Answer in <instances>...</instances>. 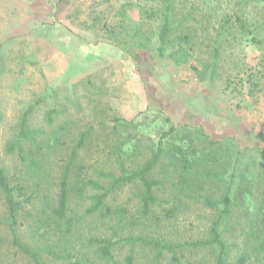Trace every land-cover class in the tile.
Listing matches in <instances>:
<instances>
[{
	"label": "rangeland",
	"instance_id": "374dc122",
	"mask_svg": "<svg viewBox=\"0 0 264 264\" xmlns=\"http://www.w3.org/2000/svg\"><path fill=\"white\" fill-rule=\"evenodd\" d=\"M162 1L0 0V163L15 183L30 186L28 192L41 191L33 207L19 215L17 234L24 242H35L33 215L46 192H56L61 168L84 132L93 129L77 160L86 164L85 176L108 186L112 176L101 177L99 170L118 176L122 164L134 168L143 163L157 149L162 134L175 125L179 135L165 139V145L178 142L198 148L199 155L203 152L211 157L202 167L220 176L203 180V195L217 200L234 173V204L225 230L228 262L235 264L247 253L246 264H264L261 254L255 259L252 253L255 234L264 235L260 154L264 148V43L236 28V35H229L222 48L217 80H200L194 69L211 61L213 38L231 15L242 16L250 31H257L264 40V3L175 0L179 32H191L194 48L191 60L178 65L170 56L158 57L155 51ZM124 11L134 20L127 23L130 35L124 30L111 33L105 22L119 23ZM138 23H143L148 40L140 36L143 32L134 34ZM126 43L132 46L123 48ZM249 73L260 84L256 93L247 81ZM50 90L55 91L52 97L30 119L31 127L38 131L37 140L25 143L26 154L37 157L45 169L44 184L37 188L34 182L38 179L32 177L28 163L17 153H8L7 146L24 107ZM52 108L56 111L51 121ZM238 149L243 154L236 168ZM215 155L218 160H213ZM153 178H160L159 171ZM173 187L168 182L158 191L161 205L153 208L146 221L138 212L143 193L139 183L123 186L106 198L108 206L135 215L132 220L90 216L86 209L93 201L82 202L74 196L71 233L63 240H59L60 234L52 235L50 241L71 242L85 251L97 237L114 231L120 238L145 236L175 243L207 239L217 211L193 197L183 203L174 199ZM172 205L177 206L176 215L157 221L163 209ZM3 206L0 199V250L8 259H16L15 264H27L22 255L14 254ZM121 245L115 256L122 264L128 255L134 258L133 264H215L209 248H188L183 256L179 253L180 262H176L168 252L159 256L145 246Z\"/></svg>",
	"mask_w": 264,
	"mask_h": 264
},
{
	"label": "trees",
	"instance_id": "16d2710c",
	"mask_svg": "<svg viewBox=\"0 0 264 264\" xmlns=\"http://www.w3.org/2000/svg\"><path fill=\"white\" fill-rule=\"evenodd\" d=\"M247 1L264 3V0ZM162 4L156 54L160 58L170 56L178 65L187 63L193 57L194 48L190 44L192 39L191 32L187 30L179 32V25L175 21V0H163ZM151 11L154 10L151 9ZM146 13L150 12L146 11ZM128 21L134 22L129 14L124 11L121 13L119 23L112 25L110 22H105V27L111 33H116L117 30H124L127 31V35H130ZM143 28V23H138L133 28L134 34L140 35L143 32ZM236 28H239L244 33L254 34L253 41L264 43L263 39L258 38L257 31H250L249 24L242 16L231 15L227 17L222 21L217 34L213 38L214 45L211 61L203 66L194 67L200 80L214 82L219 78L222 48L225 41L229 39V35H236L233 34ZM140 36L148 40L145 32ZM143 45H147V42H143ZM130 46L132 45L126 43L123 48L129 49ZM2 69L3 66L0 65V76ZM253 77L254 75L249 73L247 81H250L251 85L255 86L254 91V88H252V93H256L260 89V84L255 82ZM53 92L55 91L50 90V92L36 96L24 107L15 126L14 138L7 146L8 153H17L23 163H28L32 177H37L38 179L34 182L37 188L44 184L45 169L42 168V163L37 157L31 158L26 154L25 143L30 140L34 142L37 140L38 131L31 127L30 119L34 111L48 98L52 97ZM55 111L56 109L52 108L49 112L51 121ZM92 130L90 129L82 134L67 163L61 168L57 178L56 192L51 193L48 190L43 196L41 208L39 207L36 214L33 215L36 237L34 243L24 242L17 234L18 217L27 210L28 206L33 207L35 199L40 195L41 191L39 193H36V191L28 192L27 189L30 186L23 182L15 183L8 174L7 169L0 163V199L7 214L8 226L13 234L11 244L15 249V255H22L27 260V264H50L52 262L54 264H122L123 261L116 259L115 252L119 244H123L120 247H124V244H126L131 247L141 245L151 248L159 256L168 252L172 254V259L176 262H180L179 253L183 256L188 248H209L215 264H231L228 262L229 246L225 238V230L229 226L234 204V173L230 175V178H227V187L217 200L203 195V180L219 175L217 172L208 171L207 168L202 167L207 159H211V157L203 152H200L199 155L198 148L192 147V145L185 147L178 142L169 143V146L165 145V139L173 135H179L180 130L178 127L172 125L169 130L162 134L157 149L143 163L134 168H129V166L122 164L121 173L118 176L99 170L98 175L101 177L112 176L107 186L99 180L85 176L84 171L87 166L77 160L79 149L85 145ZM241 154L243 152L240 149L236 150V168ZM260 154L262 156L261 164L264 168V148L260 151ZM213 160H218L217 155L213 157ZM156 171H159L160 178H153V174ZM168 182H171L174 186L172 190L174 199L183 203V199L193 197V199L201 200L206 206L217 211L216 217L211 223L207 239L175 243L145 236L131 235L120 238L114 231L111 235L97 237L96 242H90L91 248L85 251L77 249L71 242L50 241L52 235L60 234L59 240H63L71 233L72 220H74L72 215L74 212V196L82 202L87 199L93 201L91 206L86 209L87 214L90 216L105 218L111 216V218L120 217L121 220H132L135 215L132 217L126 209L108 206L106 198L113 195L123 186L139 183L143 188V193L138 212L142 217L148 218L154 213L153 208L161 205L162 201L158 191L163 189ZM237 186L239 188L236 178V191ZM192 191H194V194L190 196ZM90 192L95 194L92 195ZM176 212L177 206L172 205L171 208H165L163 209V216L158 217L157 221L170 219L176 215ZM146 220H149V218L144 221ZM1 225L0 222V227ZM257 229V231H260V228ZM255 235L252 253L255 259H259V254L264 257V235L259 233ZM249 257L247 253H244L235 264H246ZM15 262L16 259H8L0 250V264H15ZM125 262L126 264H133L134 258L132 255H128Z\"/></svg>",
	"mask_w": 264,
	"mask_h": 264
}]
</instances>
